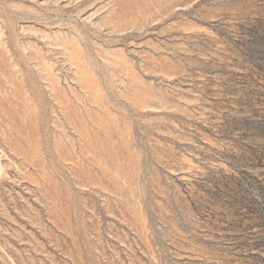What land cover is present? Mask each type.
Here are the masks:
<instances>
[{"label": "rangeland", "instance_id": "374dc122", "mask_svg": "<svg viewBox=\"0 0 264 264\" xmlns=\"http://www.w3.org/2000/svg\"><path fill=\"white\" fill-rule=\"evenodd\" d=\"M0 264H264V0H0Z\"/></svg>", "mask_w": 264, "mask_h": 264}]
</instances>
